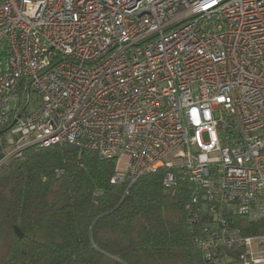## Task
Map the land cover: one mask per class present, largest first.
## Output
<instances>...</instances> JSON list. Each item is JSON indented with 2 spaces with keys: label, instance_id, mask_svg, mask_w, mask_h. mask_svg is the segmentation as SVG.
<instances>
[{
  "label": "built area",
  "instance_id": "2783aa9c",
  "mask_svg": "<svg viewBox=\"0 0 264 264\" xmlns=\"http://www.w3.org/2000/svg\"><path fill=\"white\" fill-rule=\"evenodd\" d=\"M56 144L165 168L204 259L264 264V0H0V167Z\"/></svg>",
  "mask_w": 264,
  "mask_h": 264
},
{
  "label": "trees",
  "instance_id": "16d2710c",
  "mask_svg": "<svg viewBox=\"0 0 264 264\" xmlns=\"http://www.w3.org/2000/svg\"><path fill=\"white\" fill-rule=\"evenodd\" d=\"M115 170L67 144L30 146L2 165L0 264H226L196 248L183 182L166 189L159 168L112 183Z\"/></svg>",
  "mask_w": 264,
  "mask_h": 264
},
{
  "label": "rangeland",
  "instance_id": "374dc122",
  "mask_svg": "<svg viewBox=\"0 0 264 264\" xmlns=\"http://www.w3.org/2000/svg\"><path fill=\"white\" fill-rule=\"evenodd\" d=\"M127 161H128V157L126 155L124 154L120 155L117 161H115V168L118 170H124Z\"/></svg>",
  "mask_w": 264,
  "mask_h": 264
}]
</instances>
